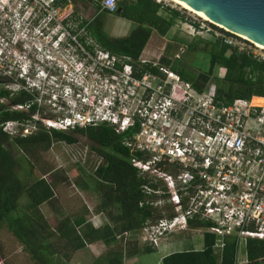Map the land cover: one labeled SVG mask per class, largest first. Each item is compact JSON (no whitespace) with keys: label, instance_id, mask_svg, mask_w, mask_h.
Masks as SVG:
<instances>
[{"label":"trees","instance_id":"obj_1","mask_svg":"<svg viewBox=\"0 0 264 264\" xmlns=\"http://www.w3.org/2000/svg\"><path fill=\"white\" fill-rule=\"evenodd\" d=\"M80 2L96 8L92 19L83 18L77 25L79 31L71 30L73 34L85 31L80 37V43L88 52L96 54V50L100 48L106 50L111 57L129 59L130 64L140 71L136 77H141L145 73L157 74V69L152 65H142L141 59L154 31L164 37L177 21L182 19L179 11L152 0H121L114 14L102 10L101 3L97 0H55L52 6L63 9ZM110 15L132 21L136 28L128 37H112L104 28L106 18ZM195 26L200 29L199 25ZM226 34L231 35L228 32ZM226 41L225 38L214 37L207 40L197 37L190 43L189 53L180 57L179 54L170 55V49H167L168 52L166 50L159 64L169 67L185 82L193 84L199 92L215 87L217 97L226 104L238 98L249 100L260 97L254 102L262 100L264 62H259L251 53L241 52L239 47L232 46ZM197 54L208 57L210 70L207 73L197 74L193 71L189 58ZM117 67L121 69L119 65ZM216 69L225 71L222 79L214 76ZM1 79L3 78L0 77ZM22 84L23 88L18 92L0 88V228L4 224L8 226L35 264H67L66 257L60 255L53 242L54 232H51L42 212V206H52L56 181L49 183L46 179L34 178L36 171L34 157L39 151H48L53 142L74 145L80 142L79 136H82L91 142L92 150L99 154L102 163L90 175L89 182L79 183V187L84 190L91 189L99 194L100 203L96 212L103 213L109 224L101 230H95L82 217L66 216L60 221L58 233L62 240H66L71 252L97 240H103L108 248L118 241L122 247L114 246L107 250L108 253L101 261L104 264H124L125 256L127 258L141 252L137 237L141 235L146 224L174 215L171 206L166 204L162 208L155 207L154 203L158 197L154 194L147 196L144 192L146 185L156 191L159 184H148L139 170L133 166V157L141 155L130 150L126 145V139L131 137L135 130L120 134L108 123L85 128L75 126L67 131L45 128L40 121H34L35 115L40 111L37 92L34 88L27 87L25 81H22ZM17 106L27 107L28 110L15 109ZM8 123H15L19 133L11 135L6 132L5 126ZM30 123L35 124L36 130L25 135L23 131ZM13 148L20 153L17 155L13 153ZM163 198L166 199V196ZM83 225L85 227L81 233L77 232V228ZM190 225L205 230L212 227L211 223L199 220L190 221ZM126 233L130 237L126 239L124 256L123 235ZM117 236L122 238L118 239ZM204 238L203 250L169 255L164 259V264L237 263L236 257L240 246L237 235L226 237L221 261L218 260L214 247L219 237L207 231ZM246 247L248 262L243 264H261L264 261V241L248 239Z\"/></svg>","mask_w":264,"mask_h":264},{"label":"built area","instance_id":"obj_2","mask_svg":"<svg viewBox=\"0 0 264 264\" xmlns=\"http://www.w3.org/2000/svg\"><path fill=\"white\" fill-rule=\"evenodd\" d=\"M54 1L49 7L60 10L52 6ZM120 1L102 0V10L114 14ZM242 52L264 62L261 54ZM93 55L99 63L93 70L85 69L84 80L85 86L88 81L94 86L79 97L81 105L95 108V116L77 113L76 120L66 117L48 127L66 130L108 123L120 134L135 130L126 139L130 150L141 155L133 157V166L148 184H159L156 191L146 185L144 192L166 196L162 200L174 214L146 224L141 232L144 242L158 246L194 220L212 224L206 231L219 237L218 249L231 235H237L239 245H246L248 239L264 241V103L255 104L253 97L226 104L215 87L199 92L159 61L141 59L157 74L136 77L140 71L129 59L111 57L100 48ZM17 132L16 128L8 131ZM28 132L29 128L23 131Z\"/></svg>","mask_w":264,"mask_h":264},{"label":"rangeland","instance_id":"obj_3","mask_svg":"<svg viewBox=\"0 0 264 264\" xmlns=\"http://www.w3.org/2000/svg\"><path fill=\"white\" fill-rule=\"evenodd\" d=\"M159 1L165 7L179 11L182 19L178 20L164 37L154 31L143 54V60L158 62L167 49H170V55L179 54L182 57L189 53L190 43L197 37L207 40L214 37L225 38L232 42L233 46L239 47L241 52L251 50L264 56V50L258 45L229 32L231 35H227V31L221 26L203 19L171 0ZM50 3L51 0H0V77L4 82L0 88L18 92L23 88L22 81L26 82L27 87L34 88L38 94L37 103L40 109L34 121H40L45 128H51L48 125H52V122L66 117L76 120L77 112L85 117L95 116V108L88 106V103L86 106L81 105L79 95L86 94L85 90L91 91L90 87L94 86L92 82L90 86V81L85 86V69L93 70L99 63L80 43L83 34H73L71 31H79L77 25L83 18L92 19L96 8L80 2L53 10L49 7ZM107 19L110 24L106 32L115 38L128 37L136 28L132 21L115 16ZM195 25H199L200 29ZM75 60H81L82 63H76ZM189 61L197 74L210 70V61L203 54L191 55ZM214 76L222 79L225 71L216 69ZM14 108L28 110L27 107ZM100 113L99 110L98 115ZM16 127L15 123H9L5 126V131ZM26 128H29L26 135L36 130L34 123L28 124ZM79 138L80 142L74 145L53 142L48 151H39L34 157V178H43L49 183L56 181L52 206H42V212L51 232H54L53 242L67 262L71 249L58 233L60 221L66 216L72 217L84 207L93 212L100 203L99 194L91 189L83 191L79 183L89 182L90 175L102 163V158L92 150L90 141L82 136ZM13 153L17 155L20 152L13 148ZM162 199L163 197L158 196L157 208L168 205L167 200ZM186 234L187 238L193 239L192 233H183L180 237ZM195 236L203 240L202 233ZM139 237L140 235L137 237L138 241ZM140 259L141 264H158L159 256L157 253L147 254ZM82 261V264H89L86 258ZM0 264H35L31 255L24 250L5 224L0 228Z\"/></svg>","mask_w":264,"mask_h":264},{"label":"crops","instance_id":"obj_4","mask_svg":"<svg viewBox=\"0 0 264 264\" xmlns=\"http://www.w3.org/2000/svg\"><path fill=\"white\" fill-rule=\"evenodd\" d=\"M109 17H112V15H110ZM108 18V17H107ZM106 18V23H105V31L106 28L109 26V21ZM125 20V19H124ZM79 34H83L82 32H80ZM255 98H260V97H255ZM83 191H87L82 189ZM98 206V204H97ZM96 206V208H97ZM84 218L86 219V222L89 226H91L92 228H94L95 230H101L103 229L107 224H109L108 219L106 218V216L103 213H98L95 211L91 212L88 208L84 207L82 208L79 212H77L75 215L72 216V218ZM95 218V220L93 219ZM93 219V222H92ZM86 225V224H85ZM85 226L83 225L80 228H77V232L81 233L82 228H84ZM205 232H207L205 229L199 228V227H195V226H191L189 224V226H187L186 229L184 230H179L176 232H173L171 234H169L165 239H163L160 244L158 246H152L149 243L144 242L142 235H140V240L138 241V248L141 251L138 255L135 256H131V257H127L125 256L126 253V239L129 238L130 236L126 237V235L124 234V238H125V243L123 245L124 248V264H141V256H145L147 254H155L157 253V255L159 256L158 259V264H164V259L167 258V256L175 254V253H181V252H185V251H195V252H199L201 250H203L205 248V238H204V234ZM183 233H192L193 234V239H191L190 237L187 238V234L184 236H181V234ZM197 233H202V239L200 240L198 239L195 235H197ZM118 239H121L122 236H117ZM226 240V239H225ZM64 242H66V240L63 239ZM113 244H115L114 246L116 248H120L122 247L119 242H114ZM114 246H112L111 248H114ZM215 247V246H214ZM111 248H108L103 240H97L94 241L92 244H87L84 248L82 249H77L72 251L69 255H68V262L67 264H82L84 263L82 260L83 258H86V260L89 261V264H104L101 260L102 258L108 253L107 250H111ZM224 249V248H223ZM223 249H218L215 247V251L217 254V258L219 261L222 260V252ZM247 247L244 244H241L240 246H238V253H237V257H236V264H243L248 262V254H247ZM85 254V255H84ZM67 261V260H66ZM264 264V261L261 263Z\"/></svg>","mask_w":264,"mask_h":264},{"label":"water","instance_id":"obj_5","mask_svg":"<svg viewBox=\"0 0 264 264\" xmlns=\"http://www.w3.org/2000/svg\"><path fill=\"white\" fill-rule=\"evenodd\" d=\"M177 1L206 16L211 23L227 32L264 47V0Z\"/></svg>","mask_w":264,"mask_h":264},{"label":"bare ground","instance_id":"obj_6","mask_svg":"<svg viewBox=\"0 0 264 264\" xmlns=\"http://www.w3.org/2000/svg\"><path fill=\"white\" fill-rule=\"evenodd\" d=\"M172 2H174V3H176L178 6H181L182 8H184V9H186V10H189L190 12H192V13H194V14H196V15H198V16H200V17H202L203 19H205V20H208V21H210L206 16H204V15H202V14H200V13H198V12H196V11H194V10H192L189 6H186V5H184L183 3H181V2H179V1H177V0H171ZM256 45H258V44H256ZM258 47H260V48H264V47H262V46H260V45H258ZM255 99H257V98H255ZM254 99V100H255ZM259 99V98H258ZM255 104H263L264 103V99H262V100H259V101H257V102H254Z\"/></svg>","mask_w":264,"mask_h":264},{"label":"clouds","instance_id":"obj_7","mask_svg":"<svg viewBox=\"0 0 264 264\" xmlns=\"http://www.w3.org/2000/svg\"><path fill=\"white\" fill-rule=\"evenodd\" d=\"M76 100H77V101H80L79 99H76ZM77 113H79V112H77ZM77 113H76V114H77ZM76 124H77V123H76ZM76 124H75V125H76Z\"/></svg>","mask_w":264,"mask_h":264},{"label":"flooded vegetation","instance_id":"obj_8","mask_svg":"<svg viewBox=\"0 0 264 264\" xmlns=\"http://www.w3.org/2000/svg\"><path fill=\"white\" fill-rule=\"evenodd\" d=\"M1 81V80H0ZM4 84L3 81H1L0 85Z\"/></svg>","mask_w":264,"mask_h":264}]
</instances>
